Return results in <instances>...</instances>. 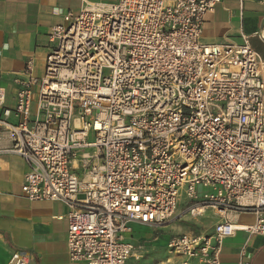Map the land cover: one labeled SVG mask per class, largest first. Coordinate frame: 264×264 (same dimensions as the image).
I'll use <instances>...</instances> for the list:
<instances>
[{"label":"built area","instance_id":"built-area-1","mask_svg":"<svg viewBox=\"0 0 264 264\" xmlns=\"http://www.w3.org/2000/svg\"><path fill=\"white\" fill-rule=\"evenodd\" d=\"M81 2L51 28L43 75L31 58L14 78V109L0 86L1 152L26 161L29 201L68 207L70 262L140 261L133 225L157 231L208 210L211 234L167 244L182 264H222L237 232L264 237V55L252 37L202 42L222 0ZM255 37L264 46V28Z\"/></svg>","mask_w":264,"mask_h":264},{"label":"crops","instance_id":"crops-1","mask_svg":"<svg viewBox=\"0 0 264 264\" xmlns=\"http://www.w3.org/2000/svg\"><path fill=\"white\" fill-rule=\"evenodd\" d=\"M88 2L108 4L113 1ZM81 7V0H0V86L7 91V108L15 107L17 88L13 80L24 70L27 60L34 59L36 75L42 76L49 52L51 28L63 24L69 12L76 15ZM262 28L263 2L222 0L215 11L205 18L202 42L210 45H240L243 36H250L251 46L263 56L264 46L255 37ZM8 120L11 123L17 121L14 116ZM10 145L9 138L0 127V264H11L15 256L29 264H72L67 245L68 207L59 202H31L25 197L22 185L29 171L28 165L17 155L1 152ZM79 166L77 162L73 168L81 176ZM178 221L158 231L149 228L151 232L156 231L159 237L150 238L146 243H158L163 229ZM201 221L199 218L194 222L198 226L197 230L190 231L187 228L179 234H211L217 219L211 227H204ZM234 221L236 224H252L254 217L240 215ZM184 260L182 256L168 253L153 264H182ZM242 262L264 264V237L237 232L235 236L224 240L221 263Z\"/></svg>","mask_w":264,"mask_h":264},{"label":"rangeland","instance_id":"rangeland-1","mask_svg":"<svg viewBox=\"0 0 264 264\" xmlns=\"http://www.w3.org/2000/svg\"><path fill=\"white\" fill-rule=\"evenodd\" d=\"M104 1H113L112 3H115L118 0H104ZM91 141V139H90ZM203 191H207L205 189H202ZM188 203L187 198L182 193V199L181 204L179 206V212L181 213L182 210L185 209L186 205ZM216 218L211 210L206 211V214L201 218L202 219V225L204 227H211L216 222ZM184 219L186 221H178L167 228L163 229L160 241L157 243L155 242L152 244H147V240L152 238H158L159 234L156 233V231L151 232L149 228L141 225H133V233L132 238L130 239L131 243H134L136 246H143V250L138 251L139 254H141L140 261H135L134 258H132L128 264H153L156 262H159L160 258H164L168 255L166 251V244H168V240L170 239L171 235H177L184 231L185 229H189L190 231L197 230V225H194L195 219L190 218L189 216H185ZM207 221V222H205ZM199 222V221H198ZM200 226V225H199ZM203 230L205 228L201 227ZM208 229V228H207ZM198 230H201L200 228ZM158 231V230H157ZM155 247V248H154ZM2 260V257H1Z\"/></svg>","mask_w":264,"mask_h":264}]
</instances>
